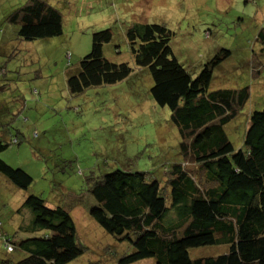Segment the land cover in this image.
Wrapping results in <instances>:
<instances>
[{
  "label": "rangeland",
  "instance_id": "obj_1",
  "mask_svg": "<svg viewBox=\"0 0 264 264\" xmlns=\"http://www.w3.org/2000/svg\"><path fill=\"white\" fill-rule=\"evenodd\" d=\"M26 1L0 0V139H17L0 157L33 179L22 190L0 175L2 231L16 240L38 234L20 230L32 215L25 207L17 211L28 194H35L50 207L64 208L74 221L77 241L85 250L66 264H117L132 247L89 215L95 204L89 188L116 169L163 181L169 167L182 159L180 136L168 107L152 100L146 69L135 68L120 82L78 95L68 91L67 75L89 52L92 32L103 28L113 31L104 56L133 65L124 33L135 22L160 23L172 30L173 53L193 76L216 52L228 49V57L213 69L209 88L249 87V99L227 128L239 147L248 115L264 107V70L256 74L251 59L259 50L254 39L264 27V0H50L61 12L62 34L33 41L20 39L17 27L4 20ZM182 166L197 180L203 178L197 164L184 161ZM226 249L206 245L189 253L195 258ZM0 256L19 259L21 252L7 255L0 246Z\"/></svg>",
  "mask_w": 264,
  "mask_h": 264
},
{
  "label": "trees",
  "instance_id": "obj_2",
  "mask_svg": "<svg viewBox=\"0 0 264 264\" xmlns=\"http://www.w3.org/2000/svg\"><path fill=\"white\" fill-rule=\"evenodd\" d=\"M4 20L15 25L18 37L25 41L62 34L61 12L50 0H28ZM124 34L133 65L104 56L103 47L112 40L113 31L99 29L91 34L89 52L67 75L68 91L78 95L91 87L120 82L135 68L146 69L152 79V100L168 107L170 121L177 127L182 159L169 167L163 181L144 172L116 169L92 182L89 192L95 204L89 215L108 234L132 247L117 264L148 258L154 264H264V107L248 115L236 147L227 128L249 99V87L209 88L213 69L230 50L220 49L193 76L174 55L173 32L166 25L135 22ZM254 40L259 50L251 59L259 74L264 70V27ZM66 56L69 66L71 53ZM11 143L17 139H0V153ZM184 161L197 164L203 178L197 180L182 166ZM0 175L22 190L33 180L1 157ZM23 207L32 216L20 230L38 234L16 240L2 231L0 220V246L5 254L21 252L19 259L0 256V264H66L84 252L64 208L50 207L35 194H28L17 211ZM206 245H226L227 249L191 258V248Z\"/></svg>",
  "mask_w": 264,
  "mask_h": 264
}]
</instances>
